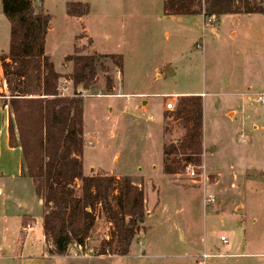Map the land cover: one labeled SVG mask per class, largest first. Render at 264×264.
Instances as JSON below:
<instances>
[{
	"label": "rangeland",
	"instance_id": "rangeland-1",
	"mask_svg": "<svg viewBox=\"0 0 264 264\" xmlns=\"http://www.w3.org/2000/svg\"><path fill=\"white\" fill-rule=\"evenodd\" d=\"M76 2L88 4L90 13L68 17L67 4ZM33 3L52 17L46 52L62 75L60 93L83 100L84 172L132 178L144 190L147 211L127 256H98L112 230L98 212L84 251L92 250L90 257L72 245L48 264H248L252 260L240 255L264 254V103L258 101L264 96V15H166L164 0ZM7 27L10 33L0 0V34ZM75 51L115 56L102 61L88 91L68 80L66 57ZM189 92L203 99L202 167H194L196 177L187 170L171 177L163 170L164 148L185 131L165 117L180 99L170 97ZM168 102L174 110L167 111Z\"/></svg>",
	"mask_w": 264,
	"mask_h": 264
},
{
	"label": "trees",
	"instance_id": "trees-1",
	"mask_svg": "<svg viewBox=\"0 0 264 264\" xmlns=\"http://www.w3.org/2000/svg\"><path fill=\"white\" fill-rule=\"evenodd\" d=\"M3 14L10 22V42L1 68L8 95H0L12 114L9 146L20 147L28 177L43 199V230L49 253L68 254L72 245L87 247L98 212L112 227L99 246L98 256H127L147 217L145 193L130 177L108 174L85 175L84 104L80 94L60 93L62 75L46 55V39L52 17L37 12L33 0H2ZM166 15L220 18L225 15H264V0H164ZM67 16L83 18L88 4H67ZM106 58L94 51H75L66 57L72 63L68 80L75 90L94 85L98 67ZM117 67L122 69L118 57ZM115 88L109 90L112 95ZM179 121L185 131L177 144L164 148V174L179 176L189 167L202 166L203 99L180 97L177 109L166 114ZM80 191V195L78 194Z\"/></svg>",
	"mask_w": 264,
	"mask_h": 264
},
{
	"label": "crops",
	"instance_id": "crops-1",
	"mask_svg": "<svg viewBox=\"0 0 264 264\" xmlns=\"http://www.w3.org/2000/svg\"><path fill=\"white\" fill-rule=\"evenodd\" d=\"M211 19L215 20V18ZM9 42L10 33L7 27L6 34H0V58L8 54ZM46 55L49 56L47 52ZM0 77L2 80L0 92L8 95L1 60ZM61 90L63 92L65 88H61L60 92ZM199 95L201 94L198 92L176 93L170 98ZM137 96L143 98V95L138 94ZM164 97L167 96L164 95ZM0 113L3 114L0 119V264H48L49 261L62 257L49 253L43 223L41 224L43 210L45 211L44 201L37 196L33 181L27 175L22 149L9 146V123L12 119L9 107H3L0 103ZM4 154L8 156L6 162H4ZM84 174L88 175L85 172ZM134 183L141 186L135 181ZM240 256L250 258L252 261L248 264H264V254H242ZM230 264L238 263L236 261Z\"/></svg>",
	"mask_w": 264,
	"mask_h": 264
},
{
	"label": "built area",
	"instance_id": "built-area-1",
	"mask_svg": "<svg viewBox=\"0 0 264 264\" xmlns=\"http://www.w3.org/2000/svg\"><path fill=\"white\" fill-rule=\"evenodd\" d=\"M258 101L261 102V103H264V96H259V97H258ZM166 109H167V111H172V110H174V104L171 103V102H168V103L166 104ZM201 167H202V166H201ZM201 167H197V168H201ZM186 170H187V172H188V174H189L190 177H196V176H197V173H196V171H195V169H194L193 166H189ZM221 241H222L223 243H225V244L227 243V240H226L224 237L221 238ZM74 247L76 248V250H77L78 252L82 253L80 257H83V258H85V257H90V255H91L92 252H93V251L90 250V249H89L88 252H84V251H86V249H88V247H84V246H81V245H74ZM202 258H203L204 260H207L208 258H210V256L207 255V254H204Z\"/></svg>",
	"mask_w": 264,
	"mask_h": 264
}]
</instances>
